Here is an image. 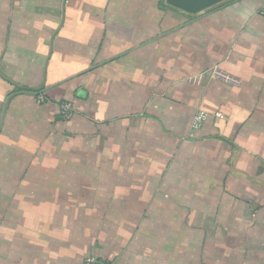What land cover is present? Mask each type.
I'll use <instances>...</instances> for the list:
<instances>
[{
  "label": "crops",
  "instance_id": "crops-1",
  "mask_svg": "<svg viewBox=\"0 0 264 264\" xmlns=\"http://www.w3.org/2000/svg\"><path fill=\"white\" fill-rule=\"evenodd\" d=\"M157 2L0 0V138L37 124L50 161L15 185L44 190L15 195L32 221L1 219L0 264H264V1L190 23Z\"/></svg>",
  "mask_w": 264,
  "mask_h": 264
},
{
  "label": "rangeland",
  "instance_id": "rangeland-1",
  "mask_svg": "<svg viewBox=\"0 0 264 264\" xmlns=\"http://www.w3.org/2000/svg\"><path fill=\"white\" fill-rule=\"evenodd\" d=\"M169 11L172 14V17L174 19H176V21L178 23L187 21L188 19H194L195 18V17L189 16V15H184V14H182L176 10H169ZM175 13H177V15H175ZM208 73L211 74V77H213L214 79L219 80V81H225V82H229V83H230V81H231V83L236 82L235 80L226 76L220 69L215 68V67H211L210 72H208ZM32 101H33L32 103L35 104L36 106L39 105V103L43 102L39 99V97L37 98V100L33 99ZM61 102H59V104ZM59 104H58V106H59ZM205 113H207V112H205ZM57 114H58V110H57ZM34 120H36V117H34V119H30L29 123L33 122V124H34V122H35ZM7 122H8V124H6L5 127L3 126V129H2L4 131V133H3L4 135L1 136L2 138H0L1 141H5V137H7V139H9L8 142L5 141L6 143H8V145L0 142V151L3 152V154H0V182H5V183H0V186L4 185V184L8 185V187L0 189V195H5L4 196L5 199L2 201L0 200V222L3 221L2 223L4 225L2 227L9 230L10 231L9 233H12L13 235L16 236V234L13 233L14 228H16L18 226L24 227L25 224L27 222L30 223V221H32V219L30 218V215L23 213V211H24L23 208H25V209L28 208V201L26 199L21 200L17 204L14 201L15 195H19V196L22 195L23 196L25 194V195H29L30 197H32V195H38V194H36L37 191L44 190V189L31 190V187H28L26 190H24V189H17L18 187H15V185H17L18 182L21 183V181L29 180L31 178L30 177L31 171H29V168L35 169V167L36 168L39 167L38 165H34V164H48V162H50V161H49V158L46 156V153H47L46 150H44V149L41 150V146L45 147L44 144L42 145V143H41L42 140H44V138L42 139V136H46V134H47V131H45V129L43 130V128H41V126H38L37 124H35V127H33L35 130L34 129L32 130V127L29 128L27 123L21 122V124H19V122H16L15 119H11V118L8 119ZM36 129H38L39 131ZM31 130L34 132L37 131L36 133L38 135L36 137H38V138L40 136V132H42L41 133L42 136H40L42 140L38 141V142H33V140H31V138L28 139L27 133L30 132ZM33 134H35V133H33ZM10 136L12 138H9ZM34 143H36V144L33 145ZM1 145H5V147H3ZM44 158L45 159L47 158V159L43 160ZM73 161L77 162V161H75V159H73ZM56 163H57V161H56ZM32 165H34V166L31 167ZM40 171H42V172H40L41 174L46 175L45 177L48 178L47 172H45L42 169H40ZM53 174H54V172H53ZM79 174L80 173L76 172V171L67 172L68 178L69 177L72 178V176L74 177L75 175H78V177H79L80 176ZM39 178L40 177H38L37 179H39ZM10 181H14L13 182L14 185L8 183ZM30 205H31V203H30ZM89 205L90 204H86V206H89ZM17 208L19 211L16 214ZM21 211H22L24 216H22ZM1 219H2V221H1Z\"/></svg>",
  "mask_w": 264,
  "mask_h": 264
},
{
  "label": "water",
  "instance_id": "water-1",
  "mask_svg": "<svg viewBox=\"0 0 264 264\" xmlns=\"http://www.w3.org/2000/svg\"><path fill=\"white\" fill-rule=\"evenodd\" d=\"M228 0H164L165 5L187 14L192 17H202L207 14L209 10L225 3ZM5 107L3 109L2 118L4 116Z\"/></svg>",
  "mask_w": 264,
  "mask_h": 264
},
{
  "label": "built area",
  "instance_id": "built-area-1",
  "mask_svg": "<svg viewBox=\"0 0 264 264\" xmlns=\"http://www.w3.org/2000/svg\"><path fill=\"white\" fill-rule=\"evenodd\" d=\"M264 1V0H261ZM39 99L43 101V97L39 96ZM59 114L61 115L62 119L69 120L73 117V108L70 103L63 102L59 105ZM220 117V115H217ZM209 115L203 111H199L196 113L192 119L190 124V130L192 132H196L200 130L203 124L207 121ZM82 264H113L111 261L95 257V256H88L84 259Z\"/></svg>",
  "mask_w": 264,
  "mask_h": 264
},
{
  "label": "trees",
  "instance_id": "trees-1",
  "mask_svg": "<svg viewBox=\"0 0 264 264\" xmlns=\"http://www.w3.org/2000/svg\"><path fill=\"white\" fill-rule=\"evenodd\" d=\"M157 9L159 10V11H162V12H164V11H166V12H168V17H170L171 15H170V11L169 10H174V9H172V8H170V7H168L167 5H165V3H164V0H158V2H157ZM181 13V12H180ZM182 14H184V13H182ZM184 15H187V14H184ZM169 19H171V17L169 18ZM190 21H192L191 19H188L186 22L187 23H190ZM29 90V92H32V94H34L35 93V95L36 96H40V95H42L41 93H40V91L39 90H31V89H28ZM28 90H26V91H28ZM63 102H66V103H69V102H67V101H62L61 103H63ZM60 103V104H61ZM59 104V105H60ZM72 106V105H71ZM73 108V107H72ZM58 113H59V106H58ZM59 116H60V118H62L61 117V115L59 114ZM73 116H74V110H73ZM73 118V117H72ZM71 118V119H72ZM70 120V119H69ZM208 120V119H207ZM206 123V122H205ZM204 123V124H205ZM203 124V125H204Z\"/></svg>",
  "mask_w": 264,
  "mask_h": 264
}]
</instances>
